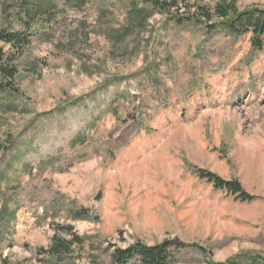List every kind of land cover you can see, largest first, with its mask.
<instances>
[{"label": "rangeland", "instance_id": "374dc122", "mask_svg": "<svg viewBox=\"0 0 264 264\" xmlns=\"http://www.w3.org/2000/svg\"><path fill=\"white\" fill-rule=\"evenodd\" d=\"M132 1L55 0L60 14L30 28L18 95L0 107V264H43L54 225L89 237L77 264L172 240L192 245L173 264L264 259V49ZM195 169L256 200L214 190ZM79 210L91 220L73 221Z\"/></svg>", "mask_w": 264, "mask_h": 264}, {"label": "trees", "instance_id": "16d2710c", "mask_svg": "<svg viewBox=\"0 0 264 264\" xmlns=\"http://www.w3.org/2000/svg\"><path fill=\"white\" fill-rule=\"evenodd\" d=\"M87 0H61V6L72 5L82 8ZM148 5L152 12L165 14L168 20L180 25L184 23L202 26L206 32L221 29L234 37L249 35L252 50L264 49V10L249 6L242 10L235 7L232 1H221L212 7L190 4L188 0H133ZM55 0H4L0 3V107L4 96L10 106L11 95H18L16 78L18 63L25 60V54L31 44V29L36 24L41 27L49 23L55 15ZM61 10V9H59ZM146 17V11L140 9ZM16 24V25H15ZM194 173L201 180L210 183L214 190L225 191L236 200L249 203L256 200L244 191L237 180H224L217 175L202 169ZM73 221L91 220L85 210L70 214ZM53 236L46 248H40L43 264H77L82 260V251L89 237H80L71 225H54ZM192 246L179 243L177 240L162 241L152 246L139 241L125 248L111 247L109 260L111 264H173L174 256L184 248ZM111 249H107L106 252ZM88 253L87 259L95 261ZM207 264H264V259L253 252H242L223 262L209 261Z\"/></svg>", "mask_w": 264, "mask_h": 264}]
</instances>
